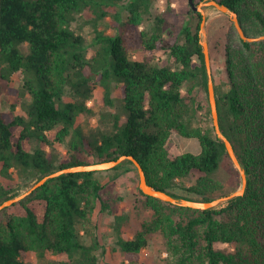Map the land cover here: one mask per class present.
<instances>
[{"label":"trees","instance_id":"1","mask_svg":"<svg viewBox=\"0 0 264 264\" xmlns=\"http://www.w3.org/2000/svg\"><path fill=\"white\" fill-rule=\"evenodd\" d=\"M215 1L238 13L247 34H264V0ZM152 3L0 0V81L20 77L28 99L19 110L0 108V204L60 169L121 156H133L147 182L175 198L225 196L224 161L232 192L239 188V173L212 125L202 16L193 12L195 27L185 25L173 38L168 22L153 17ZM171 4L165 0L168 10ZM78 22L91 28V40L76 30ZM138 50L162 51L167 60L133 59ZM225 72L227 82L213 78L219 125L246 172L245 193L202 211L138 191L149 219L131 239L124 238L127 215L112 223L129 264L138 263L154 234L163 239L167 264H264V41L229 40ZM172 133L196 139L200 152L171 153ZM62 144L64 157L55 153ZM128 173L136 168L127 160L108 171L61 175L0 211V264H27L30 256L49 264H101L99 219L121 201L112 187ZM133 183L138 190V176Z\"/></svg>","mask_w":264,"mask_h":264},{"label":"rangeland","instance_id":"2","mask_svg":"<svg viewBox=\"0 0 264 264\" xmlns=\"http://www.w3.org/2000/svg\"><path fill=\"white\" fill-rule=\"evenodd\" d=\"M205 0H195L196 3L204 2ZM193 11L188 3V0H172L171 10L165 6V0H153L152 15L153 17H163L169 24L168 31L172 37L178 35L181 28L188 25L192 28L197 24V17H193ZM202 26H200L201 42H206L211 59L212 77L217 84L227 82V75L225 72V45L230 40L233 44H238L241 37L235 28L233 22L223 15V13L216 10L214 7H202ZM152 17V19H153ZM149 21H145L144 26L149 28ZM140 29H143V27ZM76 30L82 33L86 40H91L92 31L87 25L81 22L75 24ZM133 59H147L150 62L163 63L167 60V54L162 51L148 52L145 50H138L132 52ZM22 80L20 77L14 75L12 81L9 83H2L0 81V108L4 112L11 111L13 105H18L16 110H19L22 102L28 99L22 96ZM93 101L88 102L92 105ZM96 110L100 109L101 98L99 94L95 95ZM96 119H92L91 124H95ZM88 121H83L85 130H88ZM167 147L173 154L193 153L198 154L201 150L200 144L196 139L184 138L176 133H172ZM67 152L65 144L56 145L55 153L64 157ZM137 173V171H136ZM128 173L121 177L115 186L112 187L113 197L121 198L118 202L114 212L110 214H103L99 219L98 239L100 248L96 252L101 264H129L124 260L123 254L116 245V237L112 230V223L115 215L123 214L128 216V221L124 225V238H133L139 231L141 223L149 219L151 211L145 206V198L136 189L133 180L138 174ZM109 174L101 173L99 176L104 179ZM220 178L226 183V195L232 192L231 168L227 161H224L220 170ZM19 180V177H16ZM19 182V181H17ZM138 187V183H137ZM22 193L26 190L22 189ZM224 196V195H223ZM85 241L89 244L91 241L88 237ZM169 259L168 253L164 249L163 239L159 235H152L149 238L148 246L141 252L140 259L137 264H167ZM27 264H49L48 260H38L34 256L26 259Z\"/></svg>","mask_w":264,"mask_h":264},{"label":"water","instance_id":"3","mask_svg":"<svg viewBox=\"0 0 264 264\" xmlns=\"http://www.w3.org/2000/svg\"><path fill=\"white\" fill-rule=\"evenodd\" d=\"M188 3L193 12L202 14V7H214L219 12L229 16L230 20L233 22L235 28L237 29L241 39L246 42H259L264 41V34L251 36L246 33L244 25L241 23L239 19V15L234 10L230 9L224 4H221L215 0H205L204 2L195 3L194 0H188ZM202 26V23H201ZM203 48V56H204V64L207 74V91H208V101L210 107V114L212 118V125L214 128V132L217 138L223 143L227 155L234 166V168L238 171L240 176V186L239 188L229 195H225L211 201H196V200H188L183 198H175L164 191L158 190L151 186L147 182V177L142 165L133 157V156H121L116 160L108 161V162H99V163H85L79 164L68 168L60 169L54 173H51L47 176H44L35 184H33L29 189L25 192L8 199L0 204V211L13 206L15 203L25 199L30 196L35 190L42 187L48 180L57 178L61 175L65 174H73V173H87V172H103L108 171L124 161H131L136 168L138 174V188L139 190L148 197H152L155 199H159L162 202L169 203L175 206L189 208L193 210H209L212 208H216L218 205L229 201L231 199L242 197L245 193V189L247 186V175L244 168L241 166L239 159L237 158L233 146L229 139L222 133L219 125V117L217 110V103L215 97V89L214 82L212 77V69H211V59L208 50V46L206 42H200Z\"/></svg>","mask_w":264,"mask_h":264}]
</instances>
